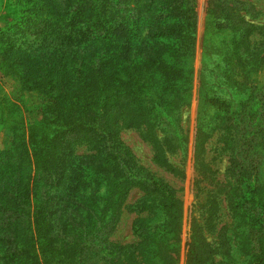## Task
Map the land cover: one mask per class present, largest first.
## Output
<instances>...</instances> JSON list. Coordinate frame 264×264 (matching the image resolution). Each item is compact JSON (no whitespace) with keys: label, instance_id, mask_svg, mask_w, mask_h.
I'll use <instances>...</instances> for the list:
<instances>
[{"label":"trees","instance_id":"obj_1","mask_svg":"<svg viewBox=\"0 0 264 264\" xmlns=\"http://www.w3.org/2000/svg\"><path fill=\"white\" fill-rule=\"evenodd\" d=\"M18 3L25 6L23 12L32 13L29 18L37 15L39 24H44L48 30L45 38L52 36L61 42L46 54L43 42L37 47L27 40L26 46H20L25 53L33 47L34 52L39 50L33 63L24 65L25 76L41 74L43 78L24 86L38 92L42 118L30 127L28 135L17 134L9 124L16 137L6 149H0V232L6 221L14 230L13 238L0 243V264H168L166 259L177 264L178 240L175 247L168 240L176 238L179 229L178 201L163 179L134 162L136 158L121 139V127H134L136 122L121 125L123 110L115 128L110 122L118 118L116 110L125 98L144 108L140 128L153 124L155 131L164 133V119L169 117L164 114V84L192 77L196 0ZM226 9H220L218 16L210 9L208 13L214 30L225 35L215 40L224 41L217 60L229 80L233 64L244 76L250 75L253 62L264 58V49L250 40L252 31L244 25L249 23L235 15L236 7L234 14L223 12ZM46 55L52 57L50 74L44 71ZM242 85L248 87L244 81ZM259 96L258 92L255 99L250 95L245 100L249 103H239L242 109L236 111L250 109L254 114L244 125L245 141L240 145L241 141L234 140L229 147L230 184L228 190L224 187L235 223L226 230L228 236L222 233L221 251L210 242L209 252L196 249L189 264H264V146L256 139L264 130V95ZM209 101L215 107L225 100L211 96ZM230 107L229 103L227 109ZM234 115L233 122L238 120V112ZM84 144L88 152L77 153V146ZM155 161L164 165L162 146ZM96 175L108 176L111 184L104 185L108 194L94 193ZM56 185L58 191L62 186L65 195L51 196L46 191L48 196L42 198L38 194L39 187L52 189ZM133 186L144 195L126 205ZM113 192L116 200H112ZM120 202L138 214L132 227L137 239L133 243L111 239L116 223L108 221ZM33 205L38 210L43 206L51 218L62 208L59 223H36V234L31 223H11L23 212L29 214ZM164 207L172 223L164 224ZM164 246L169 249L167 254L172 252L171 257L164 255Z\"/></svg>","mask_w":264,"mask_h":264},{"label":"rangeland","instance_id":"obj_2","mask_svg":"<svg viewBox=\"0 0 264 264\" xmlns=\"http://www.w3.org/2000/svg\"><path fill=\"white\" fill-rule=\"evenodd\" d=\"M196 5L198 22L192 77L185 81L179 82L177 79V82L164 84V114L169 116L164 119V133L155 131L153 124H146L140 128V116L144 108L133 105L125 98L120 101L119 109H115L118 118L115 117L110 122L115 128L122 110L125 117L121 125L136 122L134 127H128L129 124L121 127L119 132L121 139L136 158L134 162L163 179L164 184L178 201L177 223L180 225L175 234L177 239L168 240L171 247H175L178 240L177 264H189L196 249L209 252L210 242L218 247L222 233H226L232 223H235L230 201L226 195L227 186L230 184L228 168L232 152L229 147L234 140L241 141L240 145L245 141L243 140L244 125L254 114L250 109L240 111L242 108L239 103L243 105L249 103L245 100L250 95L255 99L258 92L259 98L262 93L264 95V58L253 62L256 64L252 66L253 71L248 76H244V72L234 64L229 80L223 74L224 68L218 65L217 59L223 50L224 41L221 38L215 40V37L225 35L218 34L214 30L208 13L210 9L213 16H218L219 10L226 6L227 9L223 12L234 14L232 9L236 7L238 12L235 15L240 14L243 16L242 19L249 23L244 25L247 31H252L250 40L264 49L262 45L264 44V0H196ZM24 8L25 6H20L18 0H0V149H6L12 141L11 138L16 137V133L24 132L28 135L30 127L42 118V103L38 92L28 85L24 86V83H33L36 79L41 81L43 78L41 74L33 77L31 75L29 79L25 76L24 65H31L33 58H37L39 50L34 52L36 47H33L31 52L25 53L24 48L21 49L20 46H26L27 40L32 41L31 44L37 47L43 42L46 54L55 46L54 44L61 42L52 36L45 38L44 34H47L48 30L44 28V24H39L37 15L29 18L32 13L23 12ZM59 57L62 59L63 54ZM51 61L52 57L46 55L43 65L44 71L49 74L53 66ZM243 81L248 83V87L242 85ZM167 89L171 90L167 91ZM211 96L225 101L214 107V103L209 101ZM229 103L231 107L228 110ZM253 103H250V107ZM238 109L240 110L236 111ZM236 112H238L236 117L238 120L233 122L232 117H235ZM110 113L112 116L114 111ZM148 115L150 113L146 114V117ZM11 123L16 133H11L9 128ZM144 136L152 137V140ZM256 139L264 146V130L256 135ZM160 146L164 149V165L155 161ZM86 152L88 149L85 144L77 146V153ZM114 169L115 167L111 166L110 170L114 171ZM105 173L109 174L107 171ZM95 181L97 183L94 193L98 192L101 196L104 193L108 194L109 188L104 186L111 184L108 176L96 175ZM57 188V185L52 189L44 186L39 187L37 192L42 198L43 195L48 196L46 191L51 196L58 193L65 195L62 186L60 191ZM143 195V190L133 186L127 194L126 205L136 202ZM116 199L113 192L112 200ZM42 207L40 206L38 210L37 206L33 205L29 214L25 211L19 220L12 218L10 221L31 223L34 234H36V223H59L62 208L56 209V217L51 218L52 214ZM137 216L135 210L122 206L120 202L108 221V223H116L112 241L135 242L137 239L133 235L132 227ZM95 223L104 222L96 220ZM165 223L172 222L168 209L164 207ZM3 225L0 232L1 245L5 240L14 237V230L9 228V222L6 221ZM38 247L40 249V246ZM192 247H195L194 252L191 251ZM168 250L164 246V255L171 257L172 252L167 254ZM218 251H221L220 246ZM216 257L221 258L220 255ZM166 263L171 264V261L166 259Z\"/></svg>","mask_w":264,"mask_h":264}]
</instances>
